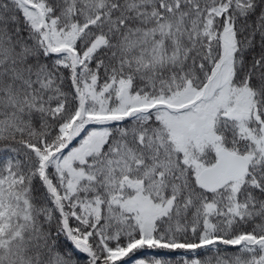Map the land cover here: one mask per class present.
Wrapping results in <instances>:
<instances>
[{"label":"snow or ice","instance_id":"snow-or-ice-1","mask_svg":"<svg viewBox=\"0 0 264 264\" xmlns=\"http://www.w3.org/2000/svg\"><path fill=\"white\" fill-rule=\"evenodd\" d=\"M0 264H264V0H0Z\"/></svg>","mask_w":264,"mask_h":264}]
</instances>
